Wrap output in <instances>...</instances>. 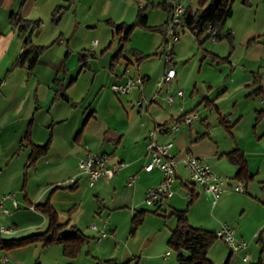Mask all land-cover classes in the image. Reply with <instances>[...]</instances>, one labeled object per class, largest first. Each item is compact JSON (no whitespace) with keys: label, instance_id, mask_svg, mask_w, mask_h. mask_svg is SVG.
Listing matches in <instances>:
<instances>
[{"label":"crops","instance_id":"crops-1","mask_svg":"<svg viewBox=\"0 0 264 264\" xmlns=\"http://www.w3.org/2000/svg\"><path fill=\"white\" fill-rule=\"evenodd\" d=\"M172 1H161L156 5L166 12V22L160 28L163 38ZM136 2L137 9L132 8L128 0H0V80L5 81L0 88V194L12 195L18 204L15 210L10 201L5 202L11 212L0 215V228H11L14 232L0 234V239L17 240L45 232L47 218L35 207L48 203L58 220L56 205L65 195L68 220L58 222L69 223L70 227H75L86 237L90 229L93 233L90 240L96 244L92 249L89 242L84 254L79 251L71 263L94 264L104 261L100 257L99 245L107 239L108 233L103 240L96 242L97 232L89 228V222L98 218L99 225L95 224L98 230L108 231L109 235L115 233L116 227L112 223L101 220L112 219L114 214L110 217L105 215L106 198L108 194H118L120 186L131 190L129 201L134 210L139 206L137 196L144 203L145 190L156 187L162 180L159 170L145 172L143 169L149 160L146 155L147 133L156 125L179 123L177 131L158 138L161 143L173 142L170 152L178 162L171 187L172 195L151 207L153 214L162 213L169 218V226L167 222L164 224L159 243L169 249L167 242L177 224L173 213L186 211L191 226L216 232L223 223H228L237 238L248 242L245 253L249 255V261L244 262V252L231 254L222 241L216 240L207 252L213 264H220L227 257L229 264H264V248L255 237L264 230V144L256 140L244 147L238 140L226 142V139L214 133L216 128L213 126L225 123V116L219 113V100L226 95L244 96L242 102L255 103L259 100L264 106L261 102L264 100V0H242L237 13V9L233 10L232 21L228 19L223 28V34H230V41L222 38L210 46V51L202 46L204 41H208L206 34L197 39L194 33L186 29L181 35L186 32L193 34L197 42V46L192 44L196 46L195 51H203L204 54L199 59V71L195 76L188 77L185 72L187 66H184L177 72L173 54L175 80L168 92L159 94L156 93L159 77L151 81L147 72H139L141 60L138 62L137 58L143 57L139 51L129 49L124 57L125 49L123 56H117L119 37L115 34L114 26L134 24L139 11L144 13L146 7L144 4L145 7L139 9L143 2ZM185 6L188 10L196 9L191 4ZM55 10L58 13L54 16ZM11 13L39 23L33 29L27 45L23 41L27 33L21 34L18 27L10 24ZM229 20L231 22L228 23ZM101 25L108 29V37L104 34L102 41L92 45L93 40L97 39L90 37L100 36L96 28ZM107 40L110 41L107 43ZM113 44L115 48H112ZM177 44L174 53L177 51L178 54L192 46L190 41L180 39ZM35 46L45 47L36 63L31 67L28 61L21 64V55ZM128 56L136 60L135 72L130 75H139L144 79L142 89L133 88L121 97H116L110 90L115 98L125 97L127 104L111 107L104 118L106 125L91 138L88 133L91 115H87V106L91 104L85 99L79 100L83 94L88 97L93 85L96 90L104 81L110 86L114 83L124 84L130 76L124 73V68H129L131 64ZM177 90H184V97H175ZM166 95L174 96L172 104L167 103ZM105 97L106 94H103L93 113L99 110ZM139 99L147 102L144 111L135 106ZM234 102L232 115L235 117L239 111L237 103L241 101L235 99ZM190 112H197L199 120L186 125L181 119ZM254 112L258 121L255 120L252 133L264 136V129L256 130L257 125L264 126V110L256 109ZM254 138L257 139L256 136ZM46 144L48 148L45 154L29 162L30 146ZM235 149L244 155L246 161L247 174L242 181L235 179L237 167L226 157ZM87 152L108 154L112 157V163H122L123 167L112 179H99L89 187L86 175L80 173L77 167L78 161ZM187 156L200 157L214 173L225 178L226 191L215 204L211 194L188 180L183 162ZM74 176L77 178L76 184H67L68 179ZM131 176L136 178L134 185L128 187L125 182ZM63 177L66 179L63 180ZM33 179L38 186L35 193L28 187ZM58 181L63 184L60 190L57 188ZM235 182L244 185L243 194L231 188ZM89 194L94 206L88 212L85 204ZM139 212H143L144 221V211L135 210L130 223ZM84 221L86 231L82 229ZM136 232H129V236L134 237ZM129 243L123 255L128 258L127 261L133 260L130 264H139V256ZM62 251L59 244L43 245L38 241L11 250L0 248V259L5 256L10 264H56L54 259L51 263V255L54 253L55 258L64 256ZM142 251L143 245L139 251L141 257ZM168 251L162 256L163 264L170 258L165 257ZM80 255L93 257V261L80 260ZM116 258L112 260L118 262ZM143 258L146 261L144 264H158L159 261L155 255L146 254Z\"/></svg>","mask_w":264,"mask_h":264},{"label":"rangeland","instance_id":"rangeland-1","mask_svg":"<svg viewBox=\"0 0 264 264\" xmlns=\"http://www.w3.org/2000/svg\"><path fill=\"white\" fill-rule=\"evenodd\" d=\"M128 1L130 4L133 5L132 8L137 9L138 5H137L136 0H128ZM161 1H165V0H139V2H143L144 7L146 5L144 13L148 17L147 25L148 27H151V30L140 28V27H136L135 29H133L129 36V40L126 44V47H125L127 51L125 50L126 52L124 54V57L128 55L127 52L129 51V49L139 51L140 55L143 56L142 57L143 59H141V62L138 65L139 72L140 74L147 72V75L150 77L151 81H153V79H155L156 76H158L159 77L158 79H160V77L163 75L165 68H166L165 66L166 64L165 62H163L164 61L163 56L161 55L160 57V54L162 53L161 46L164 41L163 35L160 31L154 32V30H152L154 28L160 29L161 27L164 26V23L166 22L165 10L160 9L159 7L156 6L158 3H161ZM186 1H187L186 4H191L193 7L198 9V4L196 0H186ZM146 2H149V3H146ZM7 3L9 4V2ZM150 3L153 4V6ZM241 3H242V0H232V10L237 9L236 10V13H237L238 5ZM230 20L228 21V23L232 21ZM96 29L100 36L99 37L91 36L90 39H97L96 41H99V40L102 41L103 39L102 37H105L103 36L104 34H106V38L108 37L109 31L106 27H103V25H101L97 27ZM183 40H185L186 42L190 41L191 45L195 44L197 46L195 37L190 32H186L184 35H181L180 41H183ZM109 41L107 40V43ZM212 44H215V43H212L209 40L208 41L206 40L203 42L202 46H204V49L210 51V48H211L210 46H212ZM177 45L178 44L176 43L174 47L177 48ZM195 45L190 46L186 52H183L181 54H178L177 51H175V53L173 52V54H175L174 61L176 62V71L178 72L179 68L187 66L185 72H187L186 74L188 77L192 75L195 76L196 73H198L199 68H200L199 59L202 58L204 55L203 51H198V50L195 51L196 50ZM112 48H115L114 44ZM127 60H129L131 63L129 65L131 73L135 72L136 60L134 58L132 59V57L130 56H128ZM186 60H188V62H186ZM122 61L125 64V60L123 59ZM172 66L174 67L173 64ZM108 88H110V85L105 83V81L104 83H102V86H100L98 89L96 88V90H95V85H93L91 87V91L89 90L88 97H86V94H83L82 96L83 98L81 97L79 100L81 101L82 99H85L84 101H86L87 103L89 102V104H91L90 107L87 106V108L89 109L87 111V115H91L90 121L88 123V133L91 138L95 136V133L99 132L98 131L99 129H103L104 126L106 125L104 118H106L105 116L107 115V111L109 113V111L111 110L110 109L111 107L113 106L116 107L119 104H122V105L127 104L125 102L126 100L125 97L120 98V99L115 98L110 92V89ZM75 91H76V88H74V92ZM103 94H106V97L103 99L102 103L99 105V110L96 113H93V109H95L98 103L101 101ZM74 97H76L75 94H74ZM235 99L236 101H241V102L237 103V105L239 106V111L237 113V116L234 117L232 115L233 113L232 105H234ZM242 100H244V96H238V95H233V96L226 95L224 96V98H221V100H219V107H220L219 113H221L222 116H225V123L224 125H220V124L213 125L214 128H216L214 130V133H216V135H218L219 137H223L224 140L226 139V142H229V140L232 141V139L236 141L238 140L244 147H246V145L256 140L257 142L261 141V143L264 144V136H259L258 134H256V132L255 134L252 133L254 126L256 125L255 123L256 116H255L254 110L256 109L257 111L264 110V106L260 104L259 100L258 102H255V103L242 102ZM115 110L117 111V108ZM238 119H239L238 124H235L232 127V125ZM259 129L260 130L264 129V126H261V124L257 125L256 130H259ZM227 131H229L230 134H228ZM255 136L257 139L254 138ZM62 179L64 180L66 178L63 177ZM28 187L31 188L32 192L34 193L38 189L37 183L34 179L30 180ZM62 187H63V184L58 181V184H57L58 190H60ZM118 189L120 190L118 194H112L110 192L111 194H108L106 198L105 215H107L108 217L112 216V214L114 215L112 216V219L105 218V219H102L101 221L112 223L113 226L116 227V231L115 233L111 235H109V232L106 231V233H108V237L101 245H99V248H100L99 250L101 251L99 252L101 253L100 254L101 259L111 260V259H114V257H117L118 259L117 258L116 259L118 262L116 263H122V261L124 262L127 261L128 258L123 255V251L125 250L124 248L126 247L127 242H130L129 244L132 245V248L136 251L137 255L139 256V261H138L139 264L146 263V261L143 258V255H146V254L157 256L159 259L158 264H163L162 256H164V252L167 250H169L168 252H170V258L164 264H177L176 263V252L168 249L165 244L159 243L162 237V233L164 232L163 230L165 229L164 224L167 222V225L169 226V221H168L169 218L162 213H159L158 215L153 214L152 208L146 206L143 203V200H141L137 196L136 201L139 203L138 204L139 206L135 208V210L144 211V214H145L144 221H141L142 224L138 226L136 230L137 234L134 237H130L129 236V232L131 228L130 219L135 211L133 208V204H131V202L129 201V198L131 196V190L123 186H120ZM126 197L128 199L125 200ZM87 198H88V202H86L85 207L86 209H88L87 211L89 212V210L93 209L94 202L90 194L87 196ZM116 198H119V200H116ZM60 199H61L60 202L56 205L57 206L56 209L58 212V221L64 223L68 220V216L66 212L67 211L66 201L68 200L65 199V195L62 196V198ZM117 207H119V209ZM202 209H204V206L202 207ZM171 221L174 222V219H172ZM192 222L193 220H191V223ZM85 223L86 222L84 221L82 225V229L83 230L85 229L86 231L87 226H84L86 225ZM93 224L99 225V219L95 218L91 220V222H89V225H88L89 228H91V225ZM69 226L70 225L68 223L67 227ZM92 234L93 233L90 232V229H88L86 235L90 237V239L92 238ZM89 242H90L89 248L93 249L94 246L96 245L95 242H93V240H90ZM145 242H146V245H145ZM115 245L117 246L116 248H115ZM142 245L144 246V251H142L143 255L141 257L139 254V251L140 249L142 250ZM85 246L84 248L82 247L84 250L81 248L80 250L81 254H84V251L87 250V247ZM53 254L51 255L52 256L51 263H53V259L55 260L56 264H73L71 262H73L72 260H75V259H70L66 256L64 257L62 255L60 256L58 255V257L55 258ZM82 258L85 261L87 260H90V262L93 261L91 259L93 257L89 258V257H85L84 255H80V260ZM220 264H223V262Z\"/></svg>","mask_w":264,"mask_h":264},{"label":"built area","instance_id":"built-area-1","mask_svg":"<svg viewBox=\"0 0 264 264\" xmlns=\"http://www.w3.org/2000/svg\"><path fill=\"white\" fill-rule=\"evenodd\" d=\"M186 0H173L171 2V13L170 18L167 21L165 28L164 41L162 43V53L164 58L166 69L161 76L160 80L157 82L156 93L168 92V89L173 84L176 72L172 66L173 62V52L174 45L178 43L181 34L187 29L186 17L189 15L197 16L198 10L185 8ZM143 8V4L139 5V9ZM207 39L215 43L217 40V31L208 26L205 30ZM92 45H97V41H93ZM124 73L130 75V68L127 66L124 68ZM144 79L139 75H130L124 84H112L110 90L116 97H121L130 92L133 88L142 89ZM5 84L4 80H0V88ZM175 97H184V90H177L174 94ZM174 96L166 95L165 100L168 104H172ZM264 103V100L261 101ZM135 106L140 110L144 111L147 107V102L139 99L135 102ZM199 120V115L197 112H190L184 114L181 122L186 125H191L194 121ZM179 128V123H172V125H156L147 133L146 138V155L148 156L147 165L144 166L145 172H151L155 169L162 173V180L156 187H150L145 190L144 194V204L148 207H153L158 205L164 199L172 195L171 187L175 179V169L177 166V160L174 155L170 152L173 142H158V138L164 134H171L177 131ZM110 155L105 153H92L87 152L84 157L77 163L78 170L80 173L86 175V183L89 187H92L99 179H112L123 167L122 163H112ZM185 169L188 172V180L191 184L200 186L205 193L211 194L213 198V203L220 195L226 191V180L222 176L214 173L210 165L200 157L187 156L184 160ZM135 176L128 178L126 185L132 187L134 185ZM77 178L74 176L68 179L67 184H76ZM234 192L243 194L245 192L244 185L241 182H235L231 185ZM10 201L12 207L16 210L18 208L17 201L12 195H1L0 194V215H8L11 210L6 207L5 202ZM32 208V207H31ZM91 229L97 232L96 242H100L107 236V233L103 230H98L95 224L91 225ZM14 232L11 228H0V234H12ZM217 238L222 241L223 244L227 246L231 254H238L244 252L242 260L244 262L249 261V255L245 253L248 247V242L237 238L235 236V231L233 227L228 223H223L218 231H216ZM259 244L264 248V230L255 235ZM170 252L165 253V257L168 258ZM0 264H10L9 259L5 256L0 259Z\"/></svg>","mask_w":264,"mask_h":264},{"label":"trees","instance_id":"trees-1","mask_svg":"<svg viewBox=\"0 0 264 264\" xmlns=\"http://www.w3.org/2000/svg\"><path fill=\"white\" fill-rule=\"evenodd\" d=\"M198 4V15L186 17V26L187 29L195 34L197 39L205 33L206 28L210 25L213 29L217 31V40L222 38L230 41V34L225 32L223 34V28L228 19L231 18L233 14L232 10V0H196ZM168 10V9H167ZM58 13V10H55L53 15L55 16ZM171 13V10L170 12ZM9 22L11 25L18 27L19 32L23 35L27 33L24 37V44L27 45L30 43V36L33 29L37 28L39 25L38 22H32L30 20H24L20 17L18 13L9 14ZM147 16L143 11H139L138 16L134 24L127 26L120 24L114 26L115 34L119 37L117 56H123L125 52V47L128 42V36H130L133 29L136 27L150 29L147 25ZM113 26V25H112ZM155 31H160V29H152ZM223 34V36H222ZM207 39V38H206ZM45 47L35 46L24 52L20 57V63L23 64L25 61H28L29 66L34 65L44 51ZM133 56L136 54L132 53ZM143 59V58H141ZM137 58L139 62L141 60ZM258 121V117L256 118ZM165 126V125H164ZM31 153L29 156V162L36 160L41 155H44L47 151L48 145L41 147L31 145ZM227 160L237 167V172L235 174V179L242 181L246 177V161L244 155L235 149L230 151L227 155ZM38 211L43 213L46 216L48 224L45 232L35 234L29 237L3 241L0 239V248L1 249H15L29 245L33 242H42L43 245L49 244H59L62 246L63 255L73 259L75 258L80 249L85 245H88L90 238L84 236L78 229L75 227H67L68 223L61 224L57 220V215L54 209L48 204L39 205L35 207ZM143 212L137 213L132 221L130 232L134 233L138 226L143 221L142 218ZM174 217L176 218L177 224L175 229L169 236L168 247L170 250L176 252V263L177 264H213L210 259L207 257V252L209 248L216 240V232L207 231L205 229L196 228L191 226L186 217V211H174ZM133 260H129L123 263H116L115 260H104L97 261L94 264H130ZM223 264H229V257L223 262Z\"/></svg>","mask_w":264,"mask_h":264}]
</instances>
